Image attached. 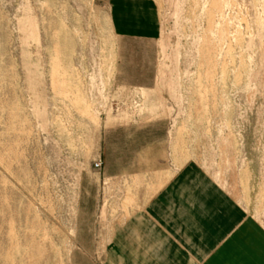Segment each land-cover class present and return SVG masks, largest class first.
Segmentation results:
<instances>
[{"label": "rangeland", "instance_id": "1", "mask_svg": "<svg viewBox=\"0 0 264 264\" xmlns=\"http://www.w3.org/2000/svg\"><path fill=\"white\" fill-rule=\"evenodd\" d=\"M190 165L264 226V0H0V264H127Z\"/></svg>", "mask_w": 264, "mask_h": 264}, {"label": "crops", "instance_id": "2", "mask_svg": "<svg viewBox=\"0 0 264 264\" xmlns=\"http://www.w3.org/2000/svg\"><path fill=\"white\" fill-rule=\"evenodd\" d=\"M125 235L115 251L128 252L127 264H264V226L191 165L129 218Z\"/></svg>", "mask_w": 264, "mask_h": 264}, {"label": "built area", "instance_id": "3", "mask_svg": "<svg viewBox=\"0 0 264 264\" xmlns=\"http://www.w3.org/2000/svg\"><path fill=\"white\" fill-rule=\"evenodd\" d=\"M97 166H99V163H96Z\"/></svg>", "mask_w": 264, "mask_h": 264}]
</instances>
